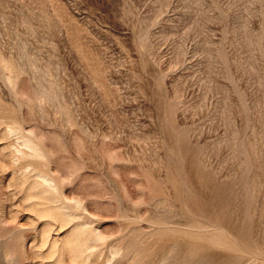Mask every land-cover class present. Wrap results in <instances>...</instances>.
I'll return each instance as SVG.
<instances>
[{"label": "rangeland", "instance_id": "1", "mask_svg": "<svg viewBox=\"0 0 264 264\" xmlns=\"http://www.w3.org/2000/svg\"><path fill=\"white\" fill-rule=\"evenodd\" d=\"M0 264H264V0H0Z\"/></svg>", "mask_w": 264, "mask_h": 264}, {"label": "bare ground", "instance_id": "2", "mask_svg": "<svg viewBox=\"0 0 264 264\" xmlns=\"http://www.w3.org/2000/svg\"><path fill=\"white\" fill-rule=\"evenodd\" d=\"M219 241H220V240H219ZM7 254H9V253H7ZM7 254H6V256H8ZM9 255H10V254H9ZM6 256H5V257H6ZM10 257H11V256H10ZM7 260H8V259H7ZM8 263H9V262H8Z\"/></svg>", "mask_w": 264, "mask_h": 264}]
</instances>
